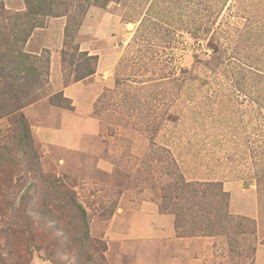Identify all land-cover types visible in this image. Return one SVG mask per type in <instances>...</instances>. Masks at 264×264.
Listing matches in <instances>:
<instances>
[{
  "label": "rangeland",
  "instance_id": "1",
  "mask_svg": "<svg viewBox=\"0 0 264 264\" xmlns=\"http://www.w3.org/2000/svg\"><path fill=\"white\" fill-rule=\"evenodd\" d=\"M4 1L6 8L22 6ZM67 19L44 17L14 54L0 56L2 75L13 58L19 66L15 81L0 78V104L21 107L0 115V264H242L250 252L251 264H264V69L257 73L229 55L238 33L251 27L249 39L262 40L253 59L262 60L264 0H89L79 21ZM211 34L226 55L216 84L217 72L204 65ZM99 61L96 78L106 96L92 114L114 163L107 172L60 163L62 149L33 136L37 126L51 125L54 109L71 108L60 89L96 71ZM127 89V103L136 100L129 105ZM19 112L30 127L32 154L18 138ZM160 145L169 147L184 178L231 182L226 210L248 218L244 227L222 221L211 234L184 236L197 237L191 245L108 230L122 192L125 202L151 199L162 212L197 208L199 198L173 199L172 187L164 186L181 179L171 159L160 161L166 156ZM70 195L85 209L86 229Z\"/></svg>",
  "mask_w": 264,
  "mask_h": 264
},
{
  "label": "trees",
  "instance_id": "2",
  "mask_svg": "<svg viewBox=\"0 0 264 264\" xmlns=\"http://www.w3.org/2000/svg\"><path fill=\"white\" fill-rule=\"evenodd\" d=\"M72 1V2H71ZM88 2L89 0H22V6L19 8H6L5 7V1L0 0V56L5 52L9 54H14L15 51H13V47L18 44L19 41L25 43L26 40L31 36L33 31L36 28L43 27V18L44 17H58L65 15L69 20L72 18H78L76 19V22L79 21V18L83 16L85 13L87 7H88ZM67 19V23L69 24ZM69 25H65V28H69ZM251 27H245V29L241 30L236 39H234L233 44H231V51L230 54L232 57H235L242 67H245L244 65L249 66H257V73L261 71L259 67L264 66L261 65V63L264 64V51L260 53L259 55H263L262 60H258L256 55H255V61L253 59V53L255 51V48L259 47L261 45V41L257 40H251L252 36L254 34L251 33ZM257 31V30H255ZM207 33H209V28L206 30ZM64 35H68V29L64 31ZM258 33V32H257ZM206 47L208 49H211V53L209 55V58L204 61V65L206 68H210L211 70L217 72L215 76H213V82L216 84V77L218 75V71L220 69H224L225 71V53L224 50L220 48L216 41V36L215 34L209 35L207 45ZM228 55V56H229ZM93 60L97 59L96 56H91L88 57ZM12 63V64H11ZM12 65L14 66L11 71ZM7 66H9V69L5 70L8 71L6 75L3 74V70L5 67L0 68V78L4 77L10 78L13 81L16 80V75L17 73H13L14 71H17L19 69L18 65H15V58L12 60L8 61ZM34 70L35 68L32 67ZM245 70V68H242ZM11 71V72H10ZM251 72L250 69H248V72ZM95 70L94 68L88 70L84 75L78 76L75 80H78L84 76L90 75L94 73ZM226 72V71H225ZM193 78H190L189 80H193ZM156 85L155 83L152 84L151 86ZM128 87V86H127ZM147 87H150L147 86ZM140 88H145V86H142ZM139 88V89H140ZM4 91L0 90V95H3ZM106 94L104 90L102 93L99 95L98 99L95 102L94 106V113L99 114V109H100V104L102 103L101 100L103 97H105ZM130 94L127 89L124 97H123V102L124 100L125 105H129L136 100H132L133 102H128L127 99L129 100ZM134 98V97H132ZM4 101H1L0 103H3ZM69 102V101H68ZM20 106L18 107H9L5 108L0 104V112L2 109L3 112L0 113H7V112H15L20 110ZM134 109V107H132ZM132 115V112H131ZM18 128H19V140L21 141H28V152H31V148L29 147L31 143V131L30 127L25 120L24 115L19 112L18 113ZM170 117L173 118V113H171ZM176 118V116H174ZM150 144H154L153 141L150 140ZM158 148V147H156ZM160 149L166 153V156H161L162 163L164 161L168 162V158L171 159V164L174 166L173 171L176 172V177L178 176L181 181L178 180V182H175L174 184L170 183H164V186L167 188L172 187L173 190V199H178L179 195L178 193L182 194L184 196V193H187L188 195H191L194 198H199V200H196L197 208L195 210H190L184 209V210H179L176 211L175 209H172L169 213L172 215L174 214V221H175V229L177 236H192L195 234L199 235H204V234H211L212 231H209V228H211L212 225L218 226L222 221L225 222H230L232 223L233 221L236 222V226L239 227H244L243 222L247 220L248 218L243 217V216H232L231 214L228 213L226 210L228 206V198H229V193L224 191L222 188L221 181H216V180H204L200 178H193V179H186L184 178V175L182 172L179 170V167L175 163V160L172 157L171 150L169 149L168 146L160 145ZM162 154V153H161ZM164 154V153H163ZM162 154V155H163ZM160 157V156H159ZM166 164V165H165ZM165 168H167L166 172L170 174V169L171 167L169 166V163H165ZM173 168V167H172ZM261 174L264 173L260 172ZM171 175V174H170ZM257 186L258 183L255 182ZM32 187V186H31ZM59 186H54V188H58ZM174 188V189H173ZM175 190V192H174ZM163 198H167L166 195H163ZM224 200V204L220 203V199ZM203 204L206 205L207 207H203ZM220 206L224 208V212L220 213V207L216 208L215 206ZM70 207L72 208L76 219H80L82 221L83 227L85 228V220H86V212L85 209L82 207V205L77 202L74 198V196L70 195ZM166 209V208H165ZM175 210V211H174ZM220 210V211H219ZM214 211V212H213ZM212 215V216H211ZM188 225L187 228H184V225ZM243 224V226H242ZM191 225V226H190ZM193 225V226H192ZM212 226V227H214ZM204 228V230H201V228ZM220 227H224L221 226ZM241 234H246L247 231L245 229L239 230ZM250 233H255V227H251L249 230ZM216 234V233H215ZM253 251V250H252ZM250 255L245 254L244 259L242 264H244V260L247 258L250 259L249 264L252 262V252L249 253ZM222 264V263H219Z\"/></svg>",
  "mask_w": 264,
  "mask_h": 264
},
{
  "label": "crops",
  "instance_id": "3",
  "mask_svg": "<svg viewBox=\"0 0 264 264\" xmlns=\"http://www.w3.org/2000/svg\"><path fill=\"white\" fill-rule=\"evenodd\" d=\"M99 60L101 61V57ZM100 61L97 63V70L94 73L74 80L60 89L62 96L69 101L71 108L54 109L51 125L37 126L38 130L33 136L38 141L62 149L63 155L60 163L79 164L83 170L92 167L95 170L107 172L111 171L114 163L107 157L105 142L98 133L97 119L92 114L93 106L102 93V82L96 78ZM89 184L92 185V183ZM101 186L109 187V185ZM222 186L229 195L233 194L231 182H224ZM124 195L122 192L119 198L120 206L112 215L114 220H112V224L115 226L108 228L111 231L115 230L117 232L115 235L141 241L167 242L175 240L186 245H191L196 241L197 237L194 236H177L174 215L160 211L156 201L142 199L135 205L136 202H125L127 198ZM232 198L233 195H231ZM130 205L135 206L127 207ZM127 211L130 212L127 213Z\"/></svg>",
  "mask_w": 264,
  "mask_h": 264
},
{
  "label": "bare ground",
  "instance_id": "4",
  "mask_svg": "<svg viewBox=\"0 0 264 264\" xmlns=\"http://www.w3.org/2000/svg\"><path fill=\"white\" fill-rule=\"evenodd\" d=\"M131 25H132L131 23H128V24H127V26H128L129 28L131 27Z\"/></svg>",
  "mask_w": 264,
  "mask_h": 264
}]
</instances>
